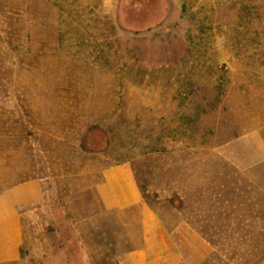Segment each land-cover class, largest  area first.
<instances>
[{"label": "rangeland", "instance_id": "obj_1", "mask_svg": "<svg viewBox=\"0 0 264 264\" xmlns=\"http://www.w3.org/2000/svg\"><path fill=\"white\" fill-rule=\"evenodd\" d=\"M123 162L171 228L223 205L192 226L228 261L175 233L177 264H264V0H0V194H44L2 264H126L140 208L97 192Z\"/></svg>", "mask_w": 264, "mask_h": 264}, {"label": "crops", "instance_id": "obj_2", "mask_svg": "<svg viewBox=\"0 0 264 264\" xmlns=\"http://www.w3.org/2000/svg\"><path fill=\"white\" fill-rule=\"evenodd\" d=\"M97 190L102 205L107 209L140 208L142 245L126 255V264L180 263L184 256L173 240L175 233L180 235L186 243L191 246L195 245L200 256L207 255L209 250H214L215 253H219L224 262L228 261L224 252L227 245L224 244L221 247L216 234L204 238L200 231L192 226V223H209L210 220L207 218L219 213L217 209L223 205L220 206L217 200L210 205L207 204L208 206H205L201 212L196 213L197 217L194 221L182 219L171 228L156 211L144 202L129 163L123 162L107 167L103 171L102 182ZM43 202L42 183L37 179L21 182L0 194V264L18 260L22 244L24 210L38 207ZM237 228L238 226L234 230ZM237 232L228 239L229 246L234 247L240 242Z\"/></svg>", "mask_w": 264, "mask_h": 264}]
</instances>
